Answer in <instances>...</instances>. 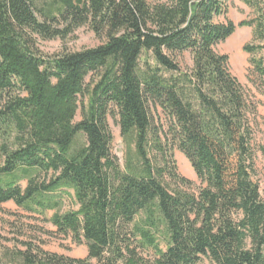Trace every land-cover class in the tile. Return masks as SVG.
Here are the masks:
<instances>
[{
  "label": "trees",
  "instance_id": "obj_1",
  "mask_svg": "<svg viewBox=\"0 0 264 264\" xmlns=\"http://www.w3.org/2000/svg\"><path fill=\"white\" fill-rule=\"evenodd\" d=\"M239 1L256 11L239 27L253 28L243 51L264 82L263 0ZM231 2L0 0V204L54 211L56 233L87 248L83 260L26 246L17 264H264L250 106L215 50L236 30ZM80 28L101 44L36 46ZM185 52L188 72L175 61ZM109 117L131 141L123 167ZM174 149L199 187L177 173ZM69 196L76 209L61 213Z\"/></svg>",
  "mask_w": 264,
  "mask_h": 264
},
{
  "label": "rangeland",
  "instance_id": "obj_2",
  "mask_svg": "<svg viewBox=\"0 0 264 264\" xmlns=\"http://www.w3.org/2000/svg\"><path fill=\"white\" fill-rule=\"evenodd\" d=\"M42 1V0H38ZM264 13V0L261 3ZM257 18L256 11L239 0H232L229 5L227 19L235 26L234 34L226 41L219 44L215 50L218 54L228 59V70L238 81L250 106L248 114L252 128L254 167L256 180L259 183L260 196L264 200V156L261 150L264 148V82L253 72L250 65L251 56L244 53L245 45H255L253 41V28L239 27L242 22H248ZM101 44V41L88 29L80 28L65 40L38 41L36 46L44 56H51L61 51H80L93 48ZM149 61H151L149 59ZM182 72H188L192 67L189 53H182L175 58ZM80 120V114L75 122ZM153 122L156 126L164 125V118L160 112L153 114ZM113 142L111 146L112 155L118 160L121 167L124 166L126 155L132 154L131 141L124 142L118 123L113 117L108 118ZM84 144L82 136H78L74 147L78 148ZM173 158L177 173L193 183V188L199 187L200 183L191 168L188 160L178 150H173ZM1 163V159H0ZM22 188L26 186L21 182ZM76 206L71 196L63 199L60 212L75 210ZM54 211H48L44 216L31 214L18 208L14 203L0 204V256L6 264H17V252H24L26 246L39 248L48 254H55L72 259H86L87 248L84 243L76 245L70 237L56 233V229L48 222ZM90 263H95L91 261ZM200 264H209L202 262Z\"/></svg>",
  "mask_w": 264,
  "mask_h": 264
}]
</instances>
